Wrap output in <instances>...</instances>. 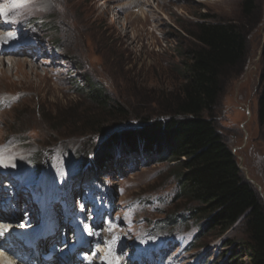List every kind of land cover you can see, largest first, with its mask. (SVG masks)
<instances>
[{
  "label": "rangeland",
  "instance_id": "1",
  "mask_svg": "<svg viewBox=\"0 0 264 264\" xmlns=\"http://www.w3.org/2000/svg\"><path fill=\"white\" fill-rule=\"evenodd\" d=\"M1 1L0 168L18 172L14 186L25 175L30 185L22 196L29 199L33 193L25 192L38 182L29 167L50 160L72 180L75 203L102 226L106 244L133 252L166 243L157 260L170 264H250L241 223L227 235L217 228L199 233L195 219L184 220L190 204L177 196L172 165L145 153L119 155L114 141L140 133L143 118L161 117L182 83L196 22L236 24L246 55L224 76L213 121L264 206V128L257 119L264 0H253L249 12L245 0ZM12 41L14 54L6 51ZM86 79L124 115L94 104Z\"/></svg>",
  "mask_w": 264,
  "mask_h": 264
},
{
  "label": "trees",
  "instance_id": "2",
  "mask_svg": "<svg viewBox=\"0 0 264 264\" xmlns=\"http://www.w3.org/2000/svg\"><path fill=\"white\" fill-rule=\"evenodd\" d=\"M252 6L253 0L244 1L245 12ZM192 38L195 45L179 71L182 83L171 95L161 117L143 118L144 129L136 135L127 133L119 137L114 141L116 149L119 155L145 153L171 164L177 196L190 204L184 220L195 219L199 233L205 228H217L222 235L241 223L242 250L250 264H264V206L244 180L235 156L213 121L224 76L245 59L246 35L236 24L202 20L195 23ZM86 82L87 97L94 104L108 113L124 115L125 110L111 101L97 83L89 79ZM260 85L257 119L264 128V62ZM90 161L100 164L95 155ZM36 166L41 169L44 164ZM202 218L206 219L205 224L198 221Z\"/></svg>",
  "mask_w": 264,
  "mask_h": 264
},
{
  "label": "bare ground",
  "instance_id": "3",
  "mask_svg": "<svg viewBox=\"0 0 264 264\" xmlns=\"http://www.w3.org/2000/svg\"><path fill=\"white\" fill-rule=\"evenodd\" d=\"M5 44H6V41L4 40ZM13 45V41L9 44L8 48L9 47H12ZM14 48H9V52L10 54H14L15 52L13 51ZM5 51L4 52H1V55H4ZM59 169V168H58ZM62 169V168H61ZM17 204V203H16ZM51 211V210H50ZM64 217V215H63ZM5 220V219H4ZM3 231L1 229V224H0V232ZM12 243V247L8 248V249H5V250H9L8 252L10 254L13 255L14 254H21L23 251L20 250L21 246L19 245V243H16V242H13L11 241ZM73 244V243H72ZM70 244V246L72 245ZM1 245L0 244V264H16L14 261H12V258L8 257L7 255H5L4 251L1 249ZM9 244H5L4 247H8ZM10 246V245H9ZM24 255V253L22 254V256ZM34 261H37V259L34 257L33 258ZM49 264V263H48Z\"/></svg>",
  "mask_w": 264,
  "mask_h": 264
},
{
  "label": "water",
  "instance_id": "4",
  "mask_svg": "<svg viewBox=\"0 0 264 264\" xmlns=\"http://www.w3.org/2000/svg\"><path fill=\"white\" fill-rule=\"evenodd\" d=\"M106 139H108V138H105L104 140H106Z\"/></svg>",
  "mask_w": 264,
  "mask_h": 264
}]
</instances>
